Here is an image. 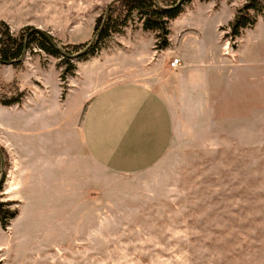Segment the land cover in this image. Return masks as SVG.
<instances>
[{
  "label": "rangeland",
  "instance_id": "obj_1",
  "mask_svg": "<svg viewBox=\"0 0 264 264\" xmlns=\"http://www.w3.org/2000/svg\"><path fill=\"white\" fill-rule=\"evenodd\" d=\"M114 1L0 0V22L90 45ZM242 6L186 4L166 50L135 14L83 58L34 44L0 63V97L23 93L0 103V201L17 211L0 264H264V18L232 38ZM131 82L162 97L173 139L153 168L121 174L91 158L82 128L100 93Z\"/></svg>",
  "mask_w": 264,
  "mask_h": 264
},
{
  "label": "crops",
  "instance_id": "obj_2",
  "mask_svg": "<svg viewBox=\"0 0 264 264\" xmlns=\"http://www.w3.org/2000/svg\"><path fill=\"white\" fill-rule=\"evenodd\" d=\"M180 68L170 67L172 71ZM161 98L152 88L132 82L100 93L90 105L82 128L83 144L91 158L121 174H135L157 165L169 152L173 139L172 117ZM4 143L11 144V138L6 137Z\"/></svg>",
  "mask_w": 264,
  "mask_h": 264
},
{
  "label": "trees",
  "instance_id": "obj_3",
  "mask_svg": "<svg viewBox=\"0 0 264 264\" xmlns=\"http://www.w3.org/2000/svg\"><path fill=\"white\" fill-rule=\"evenodd\" d=\"M194 0H116L110 5V14L105 22V16L98 19L95 26L96 37L95 43L85 51L89 44L73 45L56 48L46 35L39 30L28 29L21 32L18 36H13L9 26L4 22H0V63L19 65L20 59L25 48L36 45L40 50L50 55H61L65 59H71L75 56L83 58L84 56L93 54L104 40L113 35L122 33L128 22L135 14L139 15L145 32L156 34L157 49L166 50L169 45L170 22L178 16L183 7ZM209 2L212 0H200ZM243 2V6L238 9L235 22L231 28V36L234 39L242 35V31L246 28L253 27L256 19L253 16L261 15L264 18V0H237ZM106 15V14H105ZM73 67L70 68V71ZM20 93V92H19ZM23 93L18 96L0 97V103L3 106H12L21 102ZM2 185L0 186V190ZM11 204L0 201V224L4 229L9 226L10 220L15 218L17 211H10L7 208Z\"/></svg>",
  "mask_w": 264,
  "mask_h": 264
},
{
  "label": "water",
  "instance_id": "obj_4",
  "mask_svg": "<svg viewBox=\"0 0 264 264\" xmlns=\"http://www.w3.org/2000/svg\"><path fill=\"white\" fill-rule=\"evenodd\" d=\"M182 1H183V0H180L179 4H181ZM109 14H110V7L108 8L107 13H106V16H105V22L107 21V19H108V17H109ZM39 31H40V30H39ZM41 33H43L44 35H46V36L48 37V39L51 41V43H52L56 48H58V46H57V44H56V42H55V40H54L53 38H51L50 36H48V35H47L46 33H44L43 31H41ZM96 37H97V36H95V38L92 40V42H91V44L89 45V47H88L85 51H83L82 54H85V53L88 51V49H89V48L95 43V41H96ZM26 54H27V48H25L24 53H23L22 58L20 59V61H22V60L25 58ZM78 57H79V56H75V58H78ZM9 65H12V63H9ZM3 174H4V172H3ZM3 176H4V175H3Z\"/></svg>",
  "mask_w": 264,
  "mask_h": 264
},
{
  "label": "built area",
  "instance_id": "obj_5",
  "mask_svg": "<svg viewBox=\"0 0 264 264\" xmlns=\"http://www.w3.org/2000/svg\"><path fill=\"white\" fill-rule=\"evenodd\" d=\"M170 67L172 68V69H178V68H180L181 67V60L180 59H174V60H172L171 61V63H170Z\"/></svg>",
  "mask_w": 264,
  "mask_h": 264
}]
</instances>
